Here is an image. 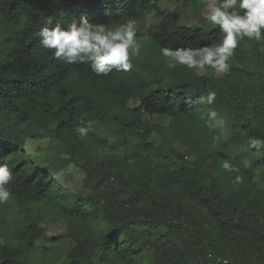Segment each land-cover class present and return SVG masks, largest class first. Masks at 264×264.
Wrapping results in <instances>:
<instances>
[{
    "label": "trees",
    "instance_id": "obj_1",
    "mask_svg": "<svg viewBox=\"0 0 264 264\" xmlns=\"http://www.w3.org/2000/svg\"><path fill=\"white\" fill-rule=\"evenodd\" d=\"M201 1L170 10L160 0H0V164L13 171L20 215L0 264H34L30 252L47 251L44 241L60 246L62 264H264L261 202L227 194L220 171L225 152L237 165L254 150L246 143L264 129V85L169 70L149 51L130 72L97 77L87 64L56 61L36 35L48 16L110 27L150 17L137 33L149 50L198 47L220 35L199 14ZM209 92L214 103H198ZM81 126L90 129L84 138ZM28 141L41 147L28 151ZM68 168L82 176L79 188L59 182ZM190 203L207 211L214 235ZM42 211H56L65 233L47 237Z\"/></svg>",
    "mask_w": 264,
    "mask_h": 264
},
{
    "label": "clouds",
    "instance_id": "obj_2",
    "mask_svg": "<svg viewBox=\"0 0 264 264\" xmlns=\"http://www.w3.org/2000/svg\"><path fill=\"white\" fill-rule=\"evenodd\" d=\"M152 15H155L154 11ZM201 16L206 24L218 28L219 37L198 47H162L160 55L169 70L184 68L200 74L211 69L214 75L221 78L231 71L229 61L242 42H255L258 51L264 53V0H206ZM137 33L138 25L134 17L110 27L104 23H92L86 16L73 19L65 26L58 19L48 16L36 35L39 46L49 50L56 61L67 65L87 64L97 77H106L113 71L132 70V61L141 55L143 46ZM215 99L216 93L209 92L198 103L212 105ZM216 115L215 111L209 110V117ZM76 131L84 138L90 129L81 126ZM221 167L226 172H240L239 166L232 160H224ZM13 180V171L7 164H0V205L6 204L12 197L9 185ZM232 183L234 186L241 184L242 176L235 175Z\"/></svg>",
    "mask_w": 264,
    "mask_h": 264
},
{
    "label": "rangeland",
    "instance_id": "obj_3",
    "mask_svg": "<svg viewBox=\"0 0 264 264\" xmlns=\"http://www.w3.org/2000/svg\"><path fill=\"white\" fill-rule=\"evenodd\" d=\"M206 0H202L199 6V14L201 15V8L204 6ZM160 6L172 9L181 10L184 8V0H160ZM202 17V16H201ZM152 18L147 17L142 22L137 23L138 29L141 33H144L145 30L152 23ZM191 19H187L183 21L184 25H190ZM141 38L142 42V51L141 55L145 57V53H147L148 58L152 59L155 62H161L163 57L160 55V52L149 50L147 44L145 43L144 35ZM231 64V71L227 74L234 81L245 83L250 86L254 85H264V53L258 51V45L255 42L245 41L242 42L240 47L237 48L235 55L229 61ZM201 74L207 76H216L213 74L211 69L202 72ZM226 75V76H227ZM148 122L151 124L164 125L167 123V120H162L158 117L146 118ZM257 129V128H256ZM251 131L255 132L254 127H251ZM252 141H249L246 144H255L254 150L252 148H247L245 159L240 160V164L242 161H246L250 168V172L245 173L241 171V165L237 164L240 168L239 173L226 172L222 167H220L221 171V179L222 183L225 187L227 194H234L235 192H248L252 197H256L260 200L261 205L260 209L264 213V201H262V196H264V163H261L256 156V147L261 145L264 146V129L257 130V132L253 133V137H251ZM152 142L155 145L159 144L158 136L153 133L152 134ZM28 151L34 152L38 150L41 146L39 143H32V141H28L26 143ZM253 146V145H252ZM260 146V147H261ZM242 148V146H240ZM224 155V154H223ZM232 156L230 153L225 152V157H223V161L228 159L232 160ZM233 162V160H232ZM235 164V163H234ZM252 170V171H251ZM235 175L242 176V183L238 186H234L232 183V179ZM59 182L66 188L73 189L79 188L82 180V176L78 173H75L71 168L66 169L64 172L57 175ZM189 207L197 213V216L201 218L205 228L208 230V233L214 235L212 233V226L209 217L207 216V211L204 208L197 206L196 204L190 203ZM46 213V214H45ZM44 215L42 226L46 228V236L53 237L57 234H64L67 226L64 221L59 219L56 215L57 212H46L42 211ZM20 220V215L16 209L15 201L10 198V200L3 204V216L0 217V248L6 244L8 241L14 238L15 231L17 230L18 223ZM215 229V227L213 226ZM249 237V234H245ZM15 241V240H14ZM41 244L45 245L48 249L47 251H39L30 252V259L34 264H62L64 260L63 250L59 247H51V243L42 242ZM241 245H238L240 247ZM99 259V253L95 257V261Z\"/></svg>",
    "mask_w": 264,
    "mask_h": 264
}]
</instances>
